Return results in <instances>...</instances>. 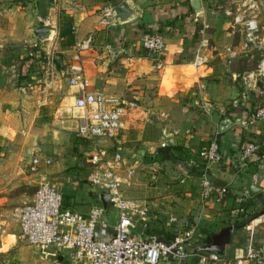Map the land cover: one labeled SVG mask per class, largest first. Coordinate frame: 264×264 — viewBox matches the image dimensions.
I'll use <instances>...</instances> for the list:
<instances>
[{
	"label": "crops",
	"instance_id": "crops-1",
	"mask_svg": "<svg viewBox=\"0 0 264 264\" xmlns=\"http://www.w3.org/2000/svg\"><path fill=\"white\" fill-rule=\"evenodd\" d=\"M122 1L130 2L140 15L114 25L108 13ZM200 4L202 11L197 14L189 9L188 0H0V231L3 230L0 264H8L14 253L17 264H22L23 248L30 246L19 243L25 241L20 237L15 218L16 203L29 200L34 194L23 199L30 181L23 175L19 160L22 153L31 155V159L37 151L44 150L40 145L46 135L49 111L43 106L45 96L42 106L32 110L25 99L29 91L26 86H30L32 94L38 91L33 84L40 80L46 85L56 82L47 81L51 75H47L43 59L37 58L38 51L34 50L38 46L32 30L40 16L48 18L45 25L51 30L49 38L55 35L58 46L65 48L70 56L76 44L88 36L92 38V45L80 52L79 61L69 59L64 68H50V72H55L56 77L64 72L73 75L79 73L74 69H80L89 82L87 90L120 96L125 101L124 127L114 138L82 140L75 132L76 121L71 117L65 120L63 129L91 151L94 146L110 152L120 149L122 172L128 181L124 189L133 186L132 194L139 193L134 199L162 216L160 220L150 221L144 236L170 237L164 221L172 214L196 224L191 246L200 252L206 253L203 251L206 238L228 226L232 228L230 240L221 254L225 259L242 256L250 240L264 241V214H260L264 210V158L251 160L245 166L240 160L244 143L255 142L264 147V119L249 122L250 100L242 99L243 92L250 90L242 75L255 68L243 69V59L249 61L255 52H240L239 32L233 33L231 28L213 19V12L205 8L204 0ZM202 24L207 26L205 37L212 48L204 52L207 63L194 66L198 39L193 35L198 34ZM69 29H72V38L64 35ZM146 31L159 33L166 43L161 69L156 68L157 57L141 45V36ZM70 40L72 45L68 48L66 44ZM75 92L76 88L70 86L63 97L68 104L73 103ZM54 95L55 100L62 98L57 88ZM160 129L170 133L174 144L160 147L163 141ZM55 132L61 131L55 129ZM211 141L216 142L223 159L205 164L198 152ZM11 143H17L19 151L3 148L4 144ZM236 155L238 160L234 159ZM183 162H191V168L185 169ZM44 168L47 167L40 165L37 174H30L41 176ZM204 168L214 184L228 187L229 193L221 203L200 200L199 176ZM139 176L153 178L156 183L145 191L146 196L138 185L142 182ZM245 176L252 177L260 190L252 197L243 195L241 202L240 189ZM58 187L68 193L63 185ZM81 191L69 192L64 204L84 213L97 199L91 196L93 200L85 202L86 195ZM243 204L246 206L241 208ZM249 223L251 233L244 229ZM134 233L141 234L140 228ZM57 256L56 264L66 261L73 264L62 252ZM36 263L42 264V261H32ZM182 264L201 263L197 258H190Z\"/></svg>",
	"mask_w": 264,
	"mask_h": 264
},
{
	"label": "built area",
	"instance_id": "built-area-1",
	"mask_svg": "<svg viewBox=\"0 0 264 264\" xmlns=\"http://www.w3.org/2000/svg\"><path fill=\"white\" fill-rule=\"evenodd\" d=\"M257 4V0H245L234 13L231 25L232 32L241 35L240 52H255L258 55L255 68L242 75L250 89L242 94L243 100H250L249 122L264 119V35L259 33L257 15L253 13ZM111 12L108 14L112 15ZM206 27L202 24L197 30L199 38L192 61L194 66L205 65L208 61L204 52L212 47L205 37ZM140 41L145 50L157 57L156 68L161 69V55L166 46L164 38L157 32L146 31ZM91 45L90 36L76 44L73 61H79L80 52ZM74 71L79 73L70 76L69 86L76 88L72 107L76 110L73 119L78 138L94 142L97 138L116 137L124 127L125 101L120 96L87 90L89 82L84 74L80 69ZM165 146L162 141L160 147ZM198 156L205 164L223 159L215 141L202 146ZM259 157L264 158V147L255 142H246L241 146L240 160L244 166ZM122 160L119 148L110 152L94 146L85 154L87 184L92 187L90 194L97 201L99 194L108 195V208L114 209L113 223L105 214L108 208L104 210L99 201L87 212H78L64 204L63 193L55 183L41 177L32 198L21 201L15 208L21 239L39 250H52L55 254L68 250L73 264H182L190 258H197L201 264H264V241L250 240L244 254L233 259H225L215 252H200L191 246L197 231L196 224L172 214L163 220L170 237L144 236L150 221L160 220L162 216L144 202L124 195V186L128 181L122 172ZM51 164L50 158L33 155L29 172L37 174L40 165L48 167ZM180 181L183 182L184 178ZM228 193V187L214 184L204 168L199 176L200 200L212 199L221 203ZM239 200H244L242 193ZM138 228L141 234L134 233ZM244 229L250 230V223L245 224Z\"/></svg>",
	"mask_w": 264,
	"mask_h": 264
},
{
	"label": "rangeland",
	"instance_id": "rangeland-1",
	"mask_svg": "<svg viewBox=\"0 0 264 264\" xmlns=\"http://www.w3.org/2000/svg\"><path fill=\"white\" fill-rule=\"evenodd\" d=\"M245 0H204V6L208 11L213 12L212 17L213 19H218L221 23H223L226 28L232 29V18L234 13L236 12L237 8L242 6V3ZM257 9L253 12L257 15V21L259 24V33H264V0H257ZM242 9V7H241ZM47 23V22H46ZM57 38L54 36L43 40L39 47H38V55L37 58L43 59L44 65L47 67L48 76L51 75V78L47 79V81H50L51 79H54L56 82L52 85H46V82L44 80H40L39 83L33 84L37 86L35 93H32V89L30 86H26V89L29 91H26L27 97V103L31 104L32 110H35L38 108V105H41L42 101H44V96L46 103L43 105L47 110L49 111L47 119H46V135L43 136L42 140L43 143L40 145L43 147L44 150H39L35 153V155L42 154L43 156H46L51 159L52 164L48 166L47 168H44L39 175H32L28 173L27 171V165L30 159L29 154L24 155L21 151L22 158L19 160V164L23 167V175L27 177V182L30 181L29 190H27V194L24 195L23 199H26L28 195H32L36 189L37 183L41 180V177L45 178L46 180L57 184L58 186H64V189L66 187V192L63 193V196H69V192L76 191V190H82V193H85V202H91L93 198L90 194V190L92 187H90L87 184V165L85 163V154L86 152L91 151L90 149H86L84 147L85 144L82 143L81 140H79L77 137L71 135V138L69 137V134L65 133L63 126H65V120H67L69 117L73 118V116L76 114V110L73 109L71 103H67L63 97L66 96L67 91L69 89V78L72 74H69L68 72H64L63 75L59 74L55 77V72H50V68L59 70L60 68H64L65 62L67 60H72V56L68 55L70 53H65V48H63L61 45L58 46L59 41L57 42ZM33 46V44H32ZM31 46V47H32ZM67 49V48H66ZM42 56H45L42 58ZM258 55L257 53L254 54L253 58H250L249 61H246L248 58L243 59L242 68L243 69H252L255 67V64L257 62ZM69 63V62H67ZM54 75V76H53ZM47 86V89L45 90L44 87ZM58 89L62 92V98L55 100V89ZM58 106H61L58 112L55 113V110ZM31 110V111H32ZM56 130H60L61 132H55ZM57 138H53L56 136ZM45 138V139H44ZM54 139L55 142L54 143ZM22 146V145H21ZM39 146V147H40ZM83 146V147H82ZM3 148L8 149L10 148L12 151H19V146L17 143H11V144H4ZM21 148V147H20ZM85 148V149H84ZM88 150V151H87ZM25 151V150H24ZM141 170V169H140ZM152 180V181H151ZM142 181L140 184H138L143 192L144 196L145 191L149 190L150 187H153L156 185L154 183V179H145L142 178V176H139V182ZM138 182V183H139ZM75 186L77 188H71L72 186ZM61 188V187H60ZM61 190V189H60ZM63 190V189H62ZM134 190L133 186L126 187L123 192L127 197H130L134 199L135 196H138L136 192L132 194V191ZM134 192V191H133ZM137 194V195H136ZM95 201L97 204L98 201ZM80 203V202H79ZM17 205H20L21 202L18 201L16 203ZM95 205V204H93ZM147 205V204H146ZM148 206V205H147ZM81 212V211H79ZM107 219L110 222H114V209L108 208L106 211ZM20 240V239H19ZM20 244L29 246L25 242H19ZM48 253V254H47ZM62 253L69 258V251L63 250ZM14 258L10 257V261L8 264H17L18 258L16 256V253H14ZM67 254V255H66ZM46 257H45V256ZM58 254L52 250H39L36 247L29 246L23 248L22 251V264H32L33 260H41L42 264H56L58 263ZM45 259H40V258ZM70 260V258H69ZM65 263L69 264L68 261ZM62 263V264H65ZM5 264V262H3ZM40 264V263H36Z\"/></svg>",
	"mask_w": 264,
	"mask_h": 264
},
{
	"label": "water",
	"instance_id": "water-1",
	"mask_svg": "<svg viewBox=\"0 0 264 264\" xmlns=\"http://www.w3.org/2000/svg\"><path fill=\"white\" fill-rule=\"evenodd\" d=\"M190 8L195 13H200L202 11V7L200 4V0H188ZM112 23L114 25H120L126 23L136 16L140 15V11L136 10L134 6L128 1H122L117 4L112 9ZM48 20L47 16H40L38 24L33 28L32 34L34 36L35 44L39 47L40 43L43 40L49 38L51 30L48 28L45 23ZM228 123V120L225 122ZM162 140L165 142L166 145L174 144L173 140L170 138V133L164 132V130L160 129L159 131ZM239 156L236 155L234 157L235 160H238ZM182 166L185 169H190L192 166L191 162H183ZM259 187L255 185L254 179L250 176H245V183L241 187L240 192L247 196L252 197L255 193L259 191ZM108 195L105 193H101L98 196V201L101 203L104 210L108 208ZM260 214H264V210L260 212ZM232 228L231 226L223 228L219 233L210 236L205 239V245L203 247V251L205 252H215L221 255L224 250V246L230 240V232Z\"/></svg>",
	"mask_w": 264,
	"mask_h": 264
},
{
	"label": "trees",
	"instance_id": "trees-1",
	"mask_svg": "<svg viewBox=\"0 0 264 264\" xmlns=\"http://www.w3.org/2000/svg\"><path fill=\"white\" fill-rule=\"evenodd\" d=\"M189 9L192 10L190 7H189ZM71 30H72V29H71ZM71 30L69 29L68 32L65 33L64 35H69V37L72 38V37H73V33H72ZM193 37L196 38V39H198V38H199V35H198L197 33H194ZM71 45H72V41L70 40V41H68V43L66 44V46H69L68 48H70ZM34 50L38 51V48L34 47ZM30 59H31V60L34 59V56L32 55ZM245 206H246V204H245V205L243 204V205H241L240 207H241V208H244ZM189 222H190V221H189ZM242 222H243V221H241L240 223H242ZM240 223H239V224H240ZM190 224H192V222H190ZM239 224H238V225H239ZM235 226H237V224H236Z\"/></svg>",
	"mask_w": 264,
	"mask_h": 264
}]
</instances>
